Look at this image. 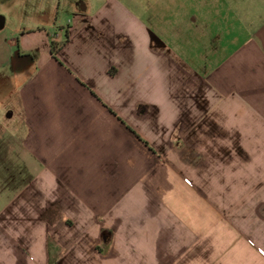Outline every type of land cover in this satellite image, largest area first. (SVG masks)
Returning a JSON list of instances; mask_svg holds the SVG:
<instances>
[{
  "label": "crops",
  "instance_id": "0c3cea01",
  "mask_svg": "<svg viewBox=\"0 0 264 264\" xmlns=\"http://www.w3.org/2000/svg\"><path fill=\"white\" fill-rule=\"evenodd\" d=\"M227 1L187 39L152 0H0V264H264V0Z\"/></svg>",
  "mask_w": 264,
  "mask_h": 264
},
{
  "label": "rangeland",
  "instance_id": "374dc122",
  "mask_svg": "<svg viewBox=\"0 0 264 264\" xmlns=\"http://www.w3.org/2000/svg\"><path fill=\"white\" fill-rule=\"evenodd\" d=\"M42 3V7L40 8H29L28 16L30 14L32 16H39L44 13L50 14L52 7L54 5H57L59 10V22L63 25L68 24V20L70 18V15L68 14V10L65 9V1L66 0H40ZM124 3H133L139 4L141 0H122ZM153 6L150 9V13L148 18L145 15L144 11H140L138 14L147 22L149 23L150 28L157 34L159 37L162 36V31L164 34L172 35L174 33V26L169 25L170 23L177 24L178 21L182 22L183 19L187 20L186 22L190 25H187V23L183 24L181 26H177L176 28H180L183 30V34L185 38L187 39H195L193 35L195 34H205L204 32H200V29L203 27L206 31L207 29L212 28L213 21H216L217 23H214L215 28L221 27L222 24H226V18L230 19V14L228 12V2L227 0H173L174 4L169 2V0H152ZM156 6V7H155ZM155 7V9H153ZM171 7V8H170ZM173 8L178 9L175 11ZM5 9L4 6L0 4V11H3ZM168 15V16H167ZM194 18H198V22L200 25L198 26H192V22ZM214 19V20H213ZM195 24V23H194ZM193 24V25H194ZM161 35V36H160ZM170 38V39H171ZM208 53V51H207ZM206 56V49L202 51L201 56ZM7 115L6 110H0V126H3V116ZM13 125V123L11 124ZM1 161V160H0ZM16 176V168H7L5 163L0 164V196L4 195L5 198H8L10 189H11V183L9 181L14 180L13 178ZM0 207H3V202H1L0 199Z\"/></svg>",
  "mask_w": 264,
  "mask_h": 264
},
{
  "label": "trees",
  "instance_id": "16d2710c",
  "mask_svg": "<svg viewBox=\"0 0 264 264\" xmlns=\"http://www.w3.org/2000/svg\"><path fill=\"white\" fill-rule=\"evenodd\" d=\"M60 46L56 45L55 43H52V55L56 58L59 54Z\"/></svg>",
  "mask_w": 264,
  "mask_h": 264
}]
</instances>
